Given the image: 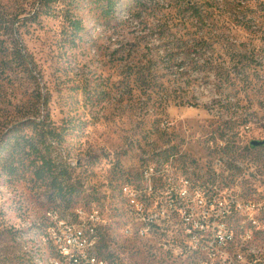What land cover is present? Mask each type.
Returning <instances> with one entry per match:
<instances>
[{"label": "rangeland", "instance_id": "374dc122", "mask_svg": "<svg viewBox=\"0 0 264 264\" xmlns=\"http://www.w3.org/2000/svg\"><path fill=\"white\" fill-rule=\"evenodd\" d=\"M204 1L208 14L197 25L186 23L178 0H118L109 19L85 2L0 0L7 33L0 50V145H10L12 130L28 120H47L59 135L51 157L69 169L75 189L60 198L22 167L7 174L2 161L9 153L0 149V264H56L43 241V217L55 207L68 218L103 211L108 226L99 256L161 264L142 230L132 229V207L122 194L125 187L145 188L152 172L163 190L171 180H213L264 205V145L251 147L264 142V0L189 3ZM238 5L250 10V29L237 25ZM68 19L82 22L78 36ZM187 31L195 38L180 41ZM16 43L22 60L13 59ZM152 57L163 86L149 94L130 68ZM253 225L246 218L241 230ZM252 244L264 253V235Z\"/></svg>", "mask_w": 264, "mask_h": 264}, {"label": "built area", "instance_id": "2783aa9c", "mask_svg": "<svg viewBox=\"0 0 264 264\" xmlns=\"http://www.w3.org/2000/svg\"><path fill=\"white\" fill-rule=\"evenodd\" d=\"M158 172V171H157ZM142 190H122L132 207V229H141L151 258L161 264H264V253L252 244L258 226H264V205L227 190L228 183L185 178L155 183V172ZM226 189V191L223 190ZM154 199L163 202L147 203ZM244 200V201H243ZM51 229H43L53 246L56 264H123L99 256L101 232L108 226L101 209L80 210L66 217L46 211ZM254 218L250 230L241 221ZM126 233L132 235V230ZM252 244V246H251ZM112 254V253H111Z\"/></svg>", "mask_w": 264, "mask_h": 264}, {"label": "trees", "instance_id": "16d2710c", "mask_svg": "<svg viewBox=\"0 0 264 264\" xmlns=\"http://www.w3.org/2000/svg\"><path fill=\"white\" fill-rule=\"evenodd\" d=\"M46 3H57L59 0H42ZM76 4L88 3L89 6H94L96 9L100 10L101 15L105 19H109L113 16L118 0H71ZM179 4L182 2L183 9L181 11L186 15V23H190L191 20H196L198 23L204 22L206 16L208 14V9L205 7L206 2L203 4H190L189 0H178ZM213 7V4L211 5ZM248 8L245 6L238 5L235 7L234 16L237 20V25L242 26L244 29H250L248 25L251 20H247L248 16ZM3 18H1V21ZM241 20V21H240ZM70 23V27L74 30V35L78 36L79 33L83 31L82 22L78 19H68ZM4 22V21H3ZM6 30L3 28V24H0V50L4 47V41L1 40L3 34H7L2 32ZM197 32L187 31L184 35L179 36L180 41L184 39V37L195 38ZM182 38V39H181ZM192 40V39H191ZM19 44H15L13 59H23L21 56V50L18 48ZM196 47V46H195ZM231 49V48H230ZM229 49V50H230ZM191 47L186 49L184 52L191 53ZM170 61V60H169ZM156 62V63H155ZM157 59L155 57L150 58L147 62L139 61L136 65L130 68V76H135V82L139 84L142 88V92L144 93H153L154 88L160 87L162 88V84L160 83V71L158 72ZM198 67V65H196ZM170 70L174 68V65H169ZM186 67H184V70ZM178 72L183 71V67H177ZM35 120H28L20 127H16L12 130L13 133V142L3 143L0 145V149L6 150L9 153L7 159L2 161L3 170L10 175L19 174V167H22L24 173L30 172L33 179L46 184L50 187L53 193H55L56 197L65 198L66 196H71L74 192V185L71 182V175L69 173V169L59 163H56L51 157V142L58 138V133L54 130L50 125H48L47 120H40L39 117ZM29 128L31 129L33 135H21L23 132L22 129ZM264 145V144H263ZM252 148H257L253 147ZM59 211L58 207L48 209L47 211ZM103 251V249H100ZM100 251V252H101ZM99 252V255H100ZM103 255V254H102ZM108 258H113L114 255L111 253H107L105 255Z\"/></svg>", "mask_w": 264, "mask_h": 264}, {"label": "bare ground", "instance_id": "6f19581e", "mask_svg": "<svg viewBox=\"0 0 264 264\" xmlns=\"http://www.w3.org/2000/svg\"><path fill=\"white\" fill-rule=\"evenodd\" d=\"M46 223H45V229H51V225H52V218H45ZM40 225V224H39ZM43 241L49 245V238L45 237V235L43 236ZM53 248V246H51ZM54 251V248H53Z\"/></svg>", "mask_w": 264, "mask_h": 264}, {"label": "water", "instance_id": "95a60500", "mask_svg": "<svg viewBox=\"0 0 264 264\" xmlns=\"http://www.w3.org/2000/svg\"><path fill=\"white\" fill-rule=\"evenodd\" d=\"M264 144V142H258V141H253L252 143H251V145L253 146V147H259V146H262Z\"/></svg>", "mask_w": 264, "mask_h": 264}]
</instances>
